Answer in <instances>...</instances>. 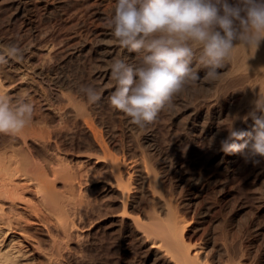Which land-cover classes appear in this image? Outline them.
Instances as JSON below:
<instances>
[{
  "label": "rangeland",
  "instance_id": "1",
  "mask_svg": "<svg viewBox=\"0 0 264 264\" xmlns=\"http://www.w3.org/2000/svg\"><path fill=\"white\" fill-rule=\"evenodd\" d=\"M13 1L14 0L0 1V46L18 44L24 49V59L22 62L9 59L8 61L12 67L10 69L11 71L8 68L0 69V76L5 79V81H3L6 84L7 93L10 90V93L13 92L11 94L8 93V95L10 94L9 96L16 98L21 93H25L35 106L33 114L35 115L33 116L34 119L43 116L45 110V113L48 114L47 112L49 111L46 106L44 108V102H40L45 100L48 91L46 92L47 89L46 87L44 88L45 84L40 85L39 83L41 76L43 79L47 77V81L44 79L47 83H51L54 86L56 85L55 87H58L57 89L59 90H63L65 95L68 93L74 102H83L82 104H87L85 107L87 110L89 109L88 113L91 120L94 119L92 120L95 122L94 124H97L98 128L103 131V137L106 142H108L107 144L111 149L116 153L120 151L119 154L121 153V156H124L122 153L124 152L125 157L129 160L134 158L141 159L142 155L145 156L147 154L146 156L148 158L143 157L152 162L148 163L147 160V163L153 167V170L156 168V171H158V175L159 177L161 176L162 180H160L162 184L161 190L162 187L166 190V193L162 190V193H165L164 197L162 198L159 196L158 198L157 195L161 194L163 196V194H159L157 191V193L154 191L150 194L147 190L151 187H156V185L150 186L148 183L150 179L146 178V175H141V171H136L133 175L134 187L132 194L135 195V192L136 195H139L136 197L137 203H134V205H136H133L132 208L130 207V210L134 209L133 211L135 213L138 212L139 215L142 216H140L141 218L150 216L146 214H150L151 212L153 214L158 213L159 215L160 211V215L163 217L166 214V209H163V211L161 207L164 205L161 204H165L163 199L166 195V197L174 202V205L176 203L179 205L177 207V209L180 207L179 213L187 220L188 228L186 233L189 237L188 240L191 239V242L199 241L202 246L204 245L203 249H207L205 252H209H207V255H209L207 257L208 259H211V263L218 264L217 260L227 259L229 258L227 256L232 255L231 257L235 256L234 259H239V261L245 264H264V158H253L250 157V155L246 157L243 154L240 159L229 168L226 165L224 166V163L221 164L220 158L215 156L217 151H221L220 141L228 136V130H226L228 122L231 124V122L234 121V128L237 130H240L241 128V130L244 131L245 128H249V125L254 124L249 113L251 111L253 112L255 109L246 110L248 112L247 114L246 112L244 113V110H242V112L239 111L237 114L236 110L241 101L239 98L242 96L240 91L237 90L236 87L234 88L232 84H226L227 87L225 86V88H223L224 86L220 87L219 90H222L223 94L218 90L217 96L219 94L221 95L218 96L216 111L219 112L218 118L221 121L216 118L215 120L217 121L214 122L208 134L199 131H192L191 128H188L187 116L184 115L187 113L185 107H187L186 105L190 102V106H199V108L206 110L207 116L205 119L206 121L211 122L214 109L205 101L204 97H202L205 96V92L207 93V81L201 83L195 81L196 85L194 82V86L193 82L186 84L184 89L173 97L171 107L161 110L153 123L148 124L143 129L138 128L131 123L130 117L119 110L113 109L108 102V97L115 90V82L111 79V69L108 64L113 60V57L123 58V54L121 53V56H119L117 53L118 56L115 54L111 59H101L96 48L98 40L104 35L103 32L111 31L112 33V30L107 26V21L112 15H114L116 0H33V2L31 0V2L27 3L28 8L25 12L27 14L16 12L15 6L12 4ZM236 2L237 0H228V3L230 4H235ZM29 7H31V10ZM112 35L113 34H111V36ZM111 36L109 39L113 40L115 37L113 36V38ZM136 55L137 57H134ZM126 56H128V59ZM126 56H124V58L129 63L133 62L135 65L138 64L140 59L138 54ZM106 64L108 66H106ZM104 71H108L109 73ZM21 72L22 74H27L26 76L24 75L26 77L24 81H20L18 78V76H21ZM34 72H36V76ZM6 73L7 75H10L7 76ZM31 74L34 75L32 76ZM24 83L28 84L27 88ZM88 85L102 90L100 100L94 104L96 106L93 104L89 105L86 96L80 91L82 86ZM187 85L189 87L191 86V88L193 86V88L191 89ZM198 85L202 86L199 87ZM33 87L34 89H32ZM40 87H43L44 90ZM226 88H229V90ZM186 89L189 90L191 94H196L195 90H201L197 91V95L193 96L192 94L191 97ZM38 94L40 96H38ZM44 94H46V97ZM187 94L188 98H184ZM72 96L76 99L74 100ZM180 97L183 101H180ZM193 98H196V101ZM198 98H200V101L197 100ZM191 100L195 101L194 105L193 102L191 103ZM198 101L200 102L199 104L197 103ZM219 101L222 102L220 103ZM236 102L238 103L237 105ZM179 103L185 104L180 105ZM219 103L221 104V107H219ZM39 105L43 108L40 109L41 107L39 108ZM179 105L181 108H179ZM183 105H185L184 108ZM87 106L90 107L87 108ZM91 106H93V108H91ZM207 107L209 108L207 109ZM229 107H231L230 109H233L230 110L228 109ZM226 110L229 115H232L233 117H227L228 115L225 117L227 114ZM234 110L238 116L234 113ZM229 111H232L233 114ZM39 112L42 113L39 115ZM239 115L241 117H239ZM230 117L231 119L233 118L232 121ZM209 122L208 124H210ZM75 126L73 127L74 129H72L76 133L75 140L72 138L71 140L70 137H61L60 140L63 141V139H65L63 142L61 141V144L67 149V151L69 150V161L71 165H73L79 158L86 159L84 154L87 151L88 153L89 151H94L93 158L89 160L90 163L86 162L88 164H84V169L86 167L89 175L85 169L86 173L84 172V175L86 174V177L83 176L84 180L82 179L81 181L80 179H77L76 183L78 184L79 180V185L76 186L75 189H72L73 191L67 189V191L70 192L68 194H66V188L68 187L61 188V180H57L56 187H59L57 189L60 190V192L62 191L61 196L63 195L66 200H70L73 195V197H75L78 191L82 194L81 197H79L80 195L78 193V200L76 197L71 198L72 200L75 199V201L73 200V205L77 208L80 207L77 203V201L79 202V198L80 201L83 200V202H80L81 204L83 203L82 205L79 203L81 205L80 209H75L73 205H71L73 201L70 200L71 203H69L72 211H81V209L84 208L83 210L85 212L83 210V212L81 211V213H84L83 215H80V217L75 215V219L77 220L76 227L78 228H76L77 233L80 232L79 234L82 235H80L78 239L75 238L76 240L73 238L72 240L70 238L68 240L63 237L60 232L59 234L56 227L53 226L54 223H51L49 218H43V216H45L43 212L44 210L42 211L40 209L43 208V206L38 202L39 198L37 190L35 191V188L33 189L34 186L32 185H30L32 187H28V183H24L25 180L23 182L24 177H22V179L20 178L21 176H16V178H14L18 181H16V184H18L17 187L19 190L17 192L19 193H12V191H9L11 193L7 192V194L6 192L0 193V204L5 209L4 214L0 211V225L6 227L8 225L7 221L9 220L11 223L9 229L5 231V233L0 234V240L3 245L8 244V247L18 251V255L23 254L13 264H50L49 261L52 259L54 262L51 261V264H160L155 261V255L149 248L151 246L149 243L151 242H141L142 240L137 234H132L135 232H130L128 230L132 221L128 218L122 220L119 218V212H116L117 214L114 213L115 211L121 210L122 204L118 200V190L113 189L107 181H104V178L106 177H108V180H112L111 171L108 168L107 170L105 169L108 167V163L105 162L104 159H98L100 154L97 153L99 154L98 156L95 154L96 148V152L99 151L98 146L91 141L92 138L88 135V131L86 132V129L84 130V128L79 126L78 128ZM216 126L219 129L223 126L224 127L222 128L223 130H219ZM81 130L83 133L86 132L87 134L85 133L83 135ZM223 133H226L225 136ZM81 135H83V137ZM214 135L215 137H219H214L213 139ZM220 137L221 140L219 139ZM0 138V155H2L7 149L3 147V142L7 140V137H1L0 135ZM82 139L86 142L82 141ZM212 139L215 141L213 142ZM217 139H219V141ZM75 141L79 142L81 145L79 146L82 150L87 151L85 153L81 152L80 154L79 151L81 149H79L80 147H77ZM71 145L72 147H69ZM74 147H76L77 150H75L76 148ZM88 147H91L90 150ZM71 149L73 150L72 152ZM213 149H215L216 152ZM74 150L78 153H75ZM143 151L146 154H143ZM119 154L117 153V155ZM94 157L95 160H98L95 161ZM252 158L258 160L259 163L254 164ZM91 164H93L92 167ZM224 167L226 169H224ZM132 169L134 170L132 167L129 168V170ZM107 173L108 175H106ZM153 173H155V171ZM88 176H91L89 178H92L90 180L91 182H89ZM19 178L22 181H20ZM152 182L154 181H151V185L154 184ZM145 183L147 186H144L146 185ZM139 184L140 186L143 184L141 187L142 190H139ZM79 186L81 187V190L79 189ZM143 187L150 188L145 189L144 191ZM155 187L153 190H156ZM63 191H65V193H63ZM144 192L148 193L145 194ZM159 192L161 191L159 190ZM65 194L67 196H65ZM154 194L156 196L153 198V201V199L148 196H154ZM169 194L172 197H169ZM3 195L4 197H2ZM68 195L72 196L69 198ZM140 195L142 197H140ZM160 198L161 200H159ZM87 199L88 201H94L93 199L98 201V199H100V201H98V205L95 204L97 202H93L95 205L90 204L89 207ZM164 200H166V198ZM84 204H86L85 206L88 210L85 206L83 207ZM95 206L96 209L94 208ZM91 209L92 211H89ZM148 209L151 212H149ZM106 212L107 214H104ZM108 213L112 214L110 215ZM73 216L74 215H71L72 218ZM81 216L83 218H81ZM79 218L80 220L78 222ZM117 220L119 222H117ZM48 223L49 227L53 226L54 228H49ZM47 227L51 232L50 230L47 231ZM48 232H50V234L53 232L52 234L54 235L51 234L53 237H51V235L49 236ZM55 232L59 235L56 236V239L60 242H62L63 238L68 242L71 241L69 243L66 240V242L63 241V243L65 242L64 245L66 246V249L62 247L65 250L62 249L61 256L60 254L56 256V254V257L53 256L52 258L47 253L50 249V247L48 249V246L51 243L50 239L52 240L55 237ZM136 237L139 238L140 241L139 239L136 240ZM60 238L62 239L60 240ZM37 241H40V246L41 243H43V246L39 247L36 243ZM67 243L69 244V247L66 245ZM227 253L229 255H227ZM48 258H50V260Z\"/></svg>",
  "mask_w": 264,
  "mask_h": 264
},
{
  "label": "bare ground",
  "instance_id": "2",
  "mask_svg": "<svg viewBox=\"0 0 264 264\" xmlns=\"http://www.w3.org/2000/svg\"><path fill=\"white\" fill-rule=\"evenodd\" d=\"M29 2H31V0H14L12 2V4L15 6L16 12L21 13V14H24L26 12L27 8H28L27 7V3H29ZM32 2H33V0H32ZM30 8L31 7H29V9ZM25 14H27V13H25ZM103 34H104L103 37H100V39L97 42V46H96L97 51H98V54H99V57L101 56V59L102 58L103 59H109V58L111 59L115 54L117 55V53H118L119 56H121V53H122L123 54L122 55L123 58L126 55H135V54H137L135 52H129L127 49L122 48L119 45L118 41L113 37V35L111 36V34H112L111 31L110 32L109 31L108 32H103ZM110 36L113 37L115 40L114 39L113 40H110L109 39ZM234 43L238 45L240 43V41L237 40V41H234ZM126 57L128 59V56H126ZM134 57H137V55L134 56ZM113 58H115V57H113ZM107 62H109V61H107ZM135 62H136V60H135ZM138 63H139V61H138ZM131 64L135 65L133 62H131ZM108 65L106 64V66H108ZM192 66H193V68H195L198 71V75L201 77V79H199L197 81H199L200 83L203 82V81H205L203 79V77L205 76L207 69L204 68V67H198L195 61L193 62V65ZM1 68L2 69L3 68L4 69H7L8 68L10 70L12 67H11V64L8 61L7 64L0 65V69ZM27 70H28V68H27ZM106 70H107V68H106ZM22 72H21V76H18V78H19L20 81H24L25 78H26L25 76L27 75V74L25 75V73L22 74ZM104 72H108V71H104ZM1 73H3V72H1ZM7 73H8V71H7ZM7 73H6V75H7ZM34 73H35V76H36V72H34ZM219 73H220L219 79H217L215 81H212V82L207 81L208 82V88H207V85H206L207 93L205 92L204 93L205 96H202V97H204L205 101L207 103H209V105H211L213 107V109H214L213 110V115H212L213 116L212 117L213 119L211 120V122L206 121V119H205L206 116H207L206 115V110H204L203 108H199V106L198 107H196V106H190V102L189 101H188L189 103L186 105L187 107H185L186 108L185 111L187 113L184 114V115L187 116L186 117L187 118V124H188L187 127L188 128H191L192 131H197V132L199 131V132L205 133V134H208L209 133L212 125L214 124L215 121H217L215 119L218 118V116H219V112L216 111L217 110L216 109V104H217V101H218V96H220L221 94H219L217 96V92L220 89V87H223V86H224L223 88H225V86L227 87L226 84H228V85L229 84H232V86L234 88L236 87V89L239 90L240 93H241V95H242L241 98L238 97L239 100L241 99V101L240 102L237 101V102H239V105L237 107V110L235 109L237 111V114H238L239 111L242 112V110H244V113L246 112V114H247L248 112L246 110H252V109L254 110L255 109V101L259 98L260 92L261 93H264V41H261L260 42L259 48L257 49V51L255 52L254 55H251L250 51L247 48L245 49L242 46L241 47H238L237 50H236V52L234 53L233 58L230 61L225 62L224 67L221 68V69H219ZM12 74H14V73H12ZM9 75H7V76H9ZM104 75L107 76L106 74H104ZM12 76H14V75H12ZM46 78L47 77H45L44 79L46 80ZM36 79H37V77H36ZM44 79L41 76V79H40L39 83H40V85H44L45 84L44 85V88L46 87V89H47L46 92L48 91V95L46 97V94L47 93L45 92L46 94H44V96L46 97L45 98L46 101L44 100V101H40V102H42V103L44 102V108H45V106L47 107V109L49 111V112H47L48 114L45 113L46 112L45 109H44L45 112L42 110L44 112L43 116H39L40 118L38 117L37 119H34V117H33L31 123L28 124L24 128V130L22 131V133H20L19 135L12 136V135H9V134H0L1 137H7V140L3 142V147L4 148H7V149H6V151L2 155H0V193H2V192L3 193L6 192V194H7V192L8 193H11L9 191H12V193H16L19 190V188L17 187L18 184H16V181L17 180L15 178H16V176H18V177L21 176L20 178L24 177V179L22 178L23 179V182L25 180L24 183L27 182L28 185H29L28 187L34 186L33 189L35 188L34 190L35 191L37 190L38 198H39L38 202H40V205H42L43 208H44V209L43 208H40L42 211L44 210L43 212H44V215L45 216H43V218H45V219L46 218H49L50 221H51V223L52 222L54 223L53 226H55L56 229L58 230V231L57 230L56 231L58 233L60 232L63 235V237L67 238L68 240H69V238L71 240H72V238L73 239H75V238L78 239V237L80 235H82V234H79L80 232L77 233V229L78 228L76 227L77 226V224H76L77 220L75 219V215L76 216H79V217H80V215H83L84 213H81V211L84 208L81 209V211L80 210L79 211L78 210L72 211L71 210V207L69 206V203H71V201H73V200L75 201V199H73V200L71 199L74 196L73 195L74 192L72 194L73 196L71 195L72 197L68 195L69 198L71 197L70 198L71 201L70 200H66L65 197H63V195L61 196V194H62L61 192L62 191L60 192V190L57 189L59 187H56L57 180H61V183H62V186H63V187L61 186V188L68 187V188H66V191H67V189L68 190L69 189H71V190L72 189H75V187L79 185V180H78V184L76 183L77 182V179H80L82 181V179L84 180L83 176L86 177L85 176L86 174L84 175V172L86 173L87 169L85 167V169H86V171H85L84 164H88L86 162H89V160H91L93 158V156H94V151L93 152L92 151H89V153H88L87 150H82V148L80 147L81 145L79 144V142L78 141H75V143H77V147H80L79 149L82 150V151L81 150L80 151L78 150L80 152V154H81V152L85 153L87 151L84 154V156L86 157V159H84V158L83 159H80L79 158V159H77L75 161V163L73 165L70 164V161H69V158L70 157H69V153H68L69 150L67 151V149L64 146H62L61 143L65 140V139H63L64 137L65 138L66 137H70V139L72 138L73 140H75L76 133L72 129H74L73 127L76 125L77 127L79 126L81 128H84V130L86 129V132L88 131V135H90L91 138H92L91 141L95 145L98 146L99 151L103 154L102 155L99 151L96 152V149H97L96 148L95 149V154H97V153L100 154V155L97 154V156L99 155L98 156V159L99 158L104 159V161L108 163V167H106V168L104 167V168L106 170L108 168L111 171V173H112V180L110 181V180L107 179L108 177H106V178H104V181H107V183H109L110 184V187H112L113 189L118 190V192H119V199L118 200L122 204L121 210L120 211H115L114 213L119 212L118 213L120 215L119 218H121L122 220L128 218V219H130L132 221V224H130V227H129L128 230L130 232H135V233H132V234H137L139 236V238L142 240L141 242H148V241L151 242V243H149V244H151V246L149 248L151 249V252L155 255L154 256L155 258L153 257L154 259H156L155 261L159 262L160 264H214V263H211V261H210L211 259H208L207 256H209V255H207V254L209 252L208 251H207L208 253L205 252L207 249L206 250L203 249V246L204 245L202 246V244L199 243V241L198 242L197 241H195V242L192 241L191 242L190 241L191 239L188 240L189 237L187 236V233H186L187 228H188L187 220H186V218L182 217V215L179 213L180 212V209H179L180 207L178 208L179 209V211H178L177 207L179 205H177L176 199H175V203L176 204L174 205V202H172L171 199L168 198V197H166V195H165L166 200H164L165 198L163 199V201L165 202V204L162 203V202H161L162 204L160 203L161 205H164V206L166 205L165 208H164V206L161 207L162 210L163 209L164 210L166 209L165 210L166 211V214L163 217H162V215H160V212H161L160 210H159L160 212L158 211L159 212V215H158V213L157 214H153L148 209V211L151 212V213L148 214L147 212H145V213H147L146 215H150V216H147L146 218H141L142 216L139 215L138 212L135 213L133 211L134 209L133 210H130V207L132 208V206L134 205V203L137 200L136 199L137 195H139V194L136 195L135 192H134L135 195L132 194L133 193L132 192L133 191V187H134L133 186V184H134L133 175H134V173H136V171H138V172L141 171L140 172L141 175H144V176L146 175V178H149L150 179V181L148 182L150 186L156 185V187L154 186L156 190H153L154 187L153 188L151 187L152 189L150 187H149L150 189L147 188V187L146 188L143 187L144 191H145V189H149L147 191H149L150 194H151V192H154V191L155 192L157 191L160 194V193H162V190H164L163 187H162V190H161V185H162L161 184V181L162 180H161V176L159 177V175H158V171H156V168L153 170V167L148 164L150 162L149 159H147L148 160V163H147V160L144 158V157H147L146 156L147 154L144 152L145 150L143 149L144 150L143 151V154L145 153L146 155L145 156L142 155V157L143 156L144 157L143 158L141 157V159H139V158L136 159V158H134L136 156H134L133 157L134 159H130L129 160L127 157H125V153L124 152H122L124 154V156H121L120 155L121 153L119 154L120 151L117 152L119 154V155H117V153L108 146V144H107L108 142H106L105 138L103 137L104 136L102 134L103 131H101V129L98 128L97 124H94L95 122L92 121L94 119L91 120L90 115L88 113L89 109L87 110L86 107H85L87 104L84 103L85 104L84 105V104H82L83 102H80L79 100L78 101L81 104L80 103H77V102H74L70 98V96L68 95V93L65 95L63 93L64 92L63 90L60 89L62 91L61 92L59 89H57L58 87L57 88L55 87L56 85L54 86L51 83H47L46 82L47 80L45 81ZM3 80L5 81V79L2 78V76H0V86H2L5 90H7L6 84H5V82ZM6 81H7V79H6ZM17 81H18V79H17ZM36 82H34V83H36ZM188 84H190V82ZM7 85H8V83H7ZM25 85H26V88H27L28 87L27 86L28 84H25ZM195 85H196V82H195ZM38 86H39V84H38ZM193 86H194V82H193ZM193 86H192V88H193ZM200 86H202V85H200ZM189 88H191V86ZM201 88H204V87H201ZM32 89H34V87ZM41 89H43V87ZM226 89L229 90V88H226ZM199 90H201V89L195 90L196 91L195 92L196 94L192 93L193 96L194 95H197V91H199ZM10 91L8 93H10ZM187 91L189 92V90H187ZM219 91H221V93L223 94V91L222 90H219ZM11 93H13V92H11ZM188 94H190L191 97H192V94L190 92ZM188 94L186 96H184V98L187 97ZM231 94H232V92H231ZM200 95H202V94H200ZM38 96H40V95L38 94ZM72 98H73V96H72ZM199 99L200 98H198L197 100H199ZM180 101H183L182 98H181ZM195 101H192L191 100V103L193 102V105H194L195 104L194 103ZM199 101L197 102L198 104L200 103ZM184 102L186 103L185 100H184ZM237 102H236V105L238 104ZM185 103H182V104H185ZM179 104L182 105L181 103H179ZM40 105H42V104H40ZM40 105H39V108L41 107L40 109H42L43 107L40 106ZM180 105H179V108H181ZM94 106H96V105H94ZM184 106L185 105H183V108H184ZM206 106H208V105H206ZM89 107L90 106H87V108H89ZM219 107H221V104H220ZM231 107H229L228 109H230ZM91 108H93V106H91ZM179 108H178V110H179ZM208 108L209 107H207V109ZM232 109H230V110H232ZM219 110H220V108H219ZM235 110H234V113L236 112ZM178 112H180V111H178ZM208 112H209V110H208ZM226 112H227V110H226ZM229 112H232V111H229ZM40 113H42V112H39V115H40ZM232 114H233V112H232ZM36 115H37V112H36ZM240 115H239V117H241ZM33 116H35V115H33ZM226 116L229 117V116H232V115H229V113L227 112V114L225 115V117ZM242 116H244V115H242ZM230 119H231V117H230ZM236 119H237V117H236ZM208 120H210V119H208ZM227 120H228V118H227ZM232 120H233V118L231 119V121ZM240 121H241V118H240ZM208 122L210 124H208ZM185 125H186V123H185ZM230 125L231 124H229V122H228V125L227 126H230ZM252 126H253V124L252 125H249L248 126L249 127L248 129L245 128V131H251ZM218 129H216V130H218ZM221 129H219V130H221ZM240 130H241V128H240ZM81 132H82V130H81ZM86 132H84V133L82 132V134L84 135ZM214 134H216V133H214ZM225 134H224V136H225ZM83 135H81V136L83 137ZM79 136H80V134H79ZM90 136H88V137H90ZM61 137H63L62 138L63 141L60 140ZM213 137H215V135ZM218 137L219 136H217L215 138H218ZM78 138H80V137H78ZM84 138H85V136H84ZM86 139H87V137H86ZM219 139L221 140V137ZM219 139H217V140L219 141ZM67 140H69V139H67ZM209 140H210V138H209ZM82 141H85V140L82 139ZM212 141H213V139H212ZM65 143H66V141H65ZM72 143H73V141H72ZM237 143H243V141H237ZM82 144H83V142H82ZM73 146H74V144H73ZM90 146H91V144H90ZM69 147H72V145L69 146ZM74 148H76V147H74ZM90 148L88 147L89 150H90ZM72 149H71V152L73 151ZM75 150H77V148ZM140 150H142V149H140ZM213 150L215 151V149H213ZM75 153H78V152L75 151ZM242 155H243L242 153L225 154L223 151H217L215 153V156L218 157V158H220L221 164L224 163V166L226 165L229 168L232 167L233 164H235V162H237V160L240 159V157ZM244 156L247 157L248 155L245 153ZM98 159H96V160H98ZM71 160H72V157H71ZM94 160H95V157H94ZM72 162H74V161H72ZM92 162H94V161H92ZM150 163H152V162H150ZM92 165L93 164H91V167H92ZM87 167H88V165H87ZM130 167L134 168V170L133 169L132 170H129ZM151 167H152V169H151ZM224 169H226V168L224 167ZM88 170H89V168H88ZM154 171H155V173H153ZM87 173H88V171H87ZM88 175H89V173H88ZM106 175H108V173ZM109 176H110V174H109ZM90 177L91 176H88V179ZM20 178H19V180L22 181ZM91 179H89V182H91L90 181ZM137 180H139V179H137ZM142 180H144V179H142ZM108 181H110V182H108ZM151 181H154V182H152L154 184L151 185ZM80 183H82V182H80ZM30 185H32V186H30ZM142 185L140 186V184H139V186H140L139 190H142V188H141ZM144 186H147V184L144 185ZM79 189L81 190V187ZM158 189L161 192H159ZM134 190H135V188H134ZM69 191H67L66 194L70 193ZM164 191L166 193V190H164ZM75 192H77V191H75ZM18 193L19 192H17V194ZM63 193H65V191H63ZM78 193H79V191L77 192V195H78ZM147 193H145V194H147ZM165 193H162L163 196L161 194L160 195H157L158 198H159V196L163 198ZM6 194H4V195H6ZM66 194H65V196H67ZM155 194H154V196H151V195L148 196L149 194L147 196L150 197L151 199H153L156 196ZM167 194H168V192H167ZM171 194H173V193H171ZM4 195L2 197H4ZM77 195L75 196L76 199L78 198ZM79 195H80L79 197H81L82 194L79 193ZM117 196H118V194H117ZM168 196L170 197L171 195L169 194ZM75 197H73V198H75ZM140 197H142V196L140 195ZM91 198H90V200H91ZM102 198H104V197H102ZM116 198H118V197H116ZM95 199H97V198H95ZM95 199H93L94 201H88V199H87V202H89L88 203L89 204V207H90V204H93V202H97L95 204L98 205V201H100V199H98V201L95 200ZM139 200H138V202H139ZM159 200H161V198ZM67 201H70V202H67ZM74 201L72 202L71 205H73ZM153 201H154V199H153ZM157 201H158V199H157ZM80 202H83V200L80 201V198H79V202L77 201V203L81 207V205L83 203L81 204ZM159 202H157V203H159ZM95 204H93V205H95ZM85 205L86 204H84L83 207ZM73 207H74V205H73ZM80 207L77 208L75 206L74 208L75 209L76 208L77 209H80ZM94 208L96 209V206ZM86 209H87V207H86ZM0 211L3 212L2 214H4V212H5V209H4V207L1 204H0ZM89 211H92V209L89 210ZM93 211H94V209H93ZM163 213H161V214H163ZM104 214H107V212L104 213ZM108 214H110V213H108ZM71 215H74L73 218L71 217ZM81 218H83V217L81 216ZM79 220H80V218L78 219V222H79ZM7 222H8V225H7L8 228H7V226L4 227L3 225H0V234L1 233H5V231H7L9 229V227L11 226L10 220L7 221ZM117 222H119V221L117 220ZM127 223H128V221H127ZM48 227H49V223H48ZM48 227H47V229H48ZM52 227H51V229L54 228V227L53 228ZM49 230L50 229H48L47 231H49ZM50 232H51V230H50ZM50 232H48L49 233V236L53 233L52 232L50 234ZM57 232H55V234ZM128 234H129V232H128ZM52 235H54V234H52ZM52 235H51V237H53ZM56 236H59V235L56 234L55 237L52 240L50 239V242L51 243L48 246V249H49V247H50V249H49V252L47 254L50 257H52V258H53V256L54 257L58 256V254H60V256H61V251L63 249L62 247H64V248L66 247L64 244H65V242L67 240L65 238H63L62 242H60L58 239H56ZM51 237H49V238H51ZM137 237H136V240L139 239ZM61 239L62 238H60V240ZM140 239H139V241H140ZM37 240H39V239H37ZM63 241H65V242L63 243ZM36 243H37V245H39V247L43 246L42 245L43 243H41V246H40V241H37ZM68 243L66 245L69 247V244ZM8 246H9L8 244L3 245L2 241L0 240V264H13L14 262H16V260L20 256L23 255V254L18 255V251H15L13 248H10ZM65 249H63V250H65ZM226 252H228V251H226ZM227 255H229V254L227 253ZM218 256H220V255H218ZM231 256L232 255L227 256L229 258L222 259V260L219 257L220 260H217L218 261V264H245V263L239 261L238 258H237L238 260L234 259L235 256H233V257H231ZM48 259L50 260V258H48ZM51 261H53V259ZM51 261H49L50 264H51Z\"/></svg>",
  "mask_w": 264,
  "mask_h": 264
},
{
  "label": "clouds",
  "instance_id": "3",
  "mask_svg": "<svg viewBox=\"0 0 264 264\" xmlns=\"http://www.w3.org/2000/svg\"><path fill=\"white\" fill-rule=\"evenodd\" d=\"M107 26L122 48L140 58L136 65L120 57L110 62L115 90L108 102L143 129L161 110L171 107L173 97L186 84L201 79L192 66L194 61L207 69L203 79L212 82L219 79V69L238 47L255 54L264 41V0H237L235 4L228 0H116ZM9 59L22 62L24 49L18 44L0 46V65ZM80 91L90 105L102 94L91 85ZM34 109L25 93L13 98L0 86V134L22 133ZM249 115L254 121L251 131L237 130L233 122L227 126L228 136L220 141L225 154L264 158V93L260 92Z\"/></svg>",
  "mask_w": 264,
  "mask_h": 264
}]
</instances>
